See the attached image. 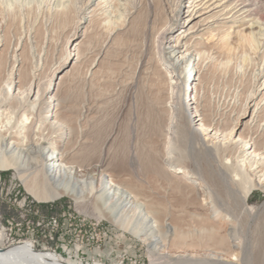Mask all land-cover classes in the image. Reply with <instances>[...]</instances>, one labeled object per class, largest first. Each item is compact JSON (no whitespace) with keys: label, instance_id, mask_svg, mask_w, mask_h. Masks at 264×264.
<instances>
[{"label":"rangeland","instance_id":"obj_1","mask_svg":"<svg viewBox=\"0 0 264 264\" xmlns=\"http://www.w3.org/2000/svg\"><path fill=\"white\" fill-rule=\"evenodd\" d=\"M49 1L0 0V86L19 44L17 80L21 86L27 85L35 65L39 67L38 80L52 79L51 94L59 106L57 118L84 142L75 162L93 168L100 153L108 151L111 178L138 196L144 211L160 226L159 239L167 236L165 242L151 248L111 222L91 215L92 206L86 214L66 196L48 203L34 201L13 171H0V232L5 243L26 241L34 251L56 255L67 264H179L201 258L241 264V254L227 243L220 247L211 243L208 250L189 246L199 240L198 231L212 224L209 212L187 188L182 185L181 190L175 179H168L163 170L165 141L161 135L168 127L171 112L166 106L167 74L162 57L156 47L148 46L145 36L147 19L157 21L153 34L164 24L161 0H113L103 15L91 21L86 10V20L77 29L79 14L75 10L80 2L75 5L77 9L67 4L55 9L56 2L52 0L50 5ZM259 2L264 14V0ZM167 3L173 4V0ZM134 6L138 11L125 27L127 14ZM205 47L214 54L209 53L210 60L208 55L199 70L198 101L194 106L205 124H219L227 130L252 85L253 64L244 58L247 46L236 35L227 42L215 37ZM82 107L87 112L80 113ZM241 133H246L243 124L236 135ZM111 134L113 141L107 147L105 142ZM190 141L178 136L174 146L185 152L183 161L188 160L187 166L194 159L195 145ZM91 166L77 176L93 173ZM193 168L190 164L187 169ZM249 205L261 209L264 191L256 189ZM129 216L132 223L139 220L132 213ZM246 237L250 257L242 264L264 263V235L259 237L251 231ZM178 241L187 246L181 247Z\"/></svg>","mask_w":264,"mask_h":264},{"label":"bare ground","instance_id":"obj_2","mask_svg":"<svg viewBox=\"0 0 264 264\" xmlns=\"http://www.w3.org/2000/svg\"><path fill=\"white\" fill-rule=\"evenodd\" d=\"M50 1L48 4L51 5ZM94 1L53 0V3L56 2L55 9L65 4L77 9L75 5L80 2V7L75 10L79 14L77 29L86 20V10L91 14V21L92 17L103 15L113 0H99L92 7ZM167 2L161 0L164 24L157 28V33L154 30V35L152 30L156 20L153 17L147 19L145 35L149 40L148 46L156 47L162 57L167 74L166 106L171 112L168 127L161 135L165 141L161 159L163 170L168 179H175L178 188L182 185L187 188L195 195L194 199L200 201V206L204 205L209 212L212 224H207L210 226L207 229H199V240L189 246L208 250L211 243L216 247L227 243L228 247L241 254L243 263L250 257L246 234L253 231L259 237L264 235V205L259 210L249 205L250 196L256 189L264 191V14L259 10V0ZM137 6L128 12L125 27L133 20ZM234 35L247 46L244 58L253 64L252 85L240 113L226 130L219 124H205L194 105L198 101L199 70L209 53L214 54L212 49H206V43L215 37L227 42ZM18 47L19 44L13 50L11 69L0 86V171H13L26 193L38 203L53 202L66 196L72 199L80 212L89 214L88 209L92 206L91 215L111 222L151 248L165 242L167 235L159 239L160 226L151 214L144 211L138 196L111 178L108 151L100 153L93 168L91 164L85 166L75 162L84 142L81 136L74 137L57 118L59 106L51 94L52 79L38 80V65H35L29 83L21 86L16 69L20 62ZM192 68L194 71L190 76ZM16 83H19L17 89L14 88ZM85 112L87 108L80 113ZM241 124L246 133L238 136L236 133ZM178 136L190 139L193 141L190 143L195 145V148L192 146L194 159L190 163L195 167L192 171L187 169L190 164L185 165L188 160L186 163L183 161L185 152L174 148ZM111 141L113 134L105 145L109 147ZM47 152L50 154L46 155ZM89 166L94 169L93 173L77 176ZM130 213L138 216L139 220L130 222ZM5 240L0 232V264H67L56 255L34 251L26 241L8 245ZM253 259L256 260L255 257ZM189 261L179 264H220L209 258Z\"/></svg>","mask_w":264,"mask_h":264},{"label":"built area","instance_id":"obj_3","mask_svg":"<svg viewBox=\"0 0 264 264\" xmlns=\"http://www.w3.org/2000/svg\"><path fill=\"white\" fill-rule=\"evenodd\" d=\"M95 264H97V263H95Z\"/></svg>","mask_w":264,"mask_h":264}]
</instances>
